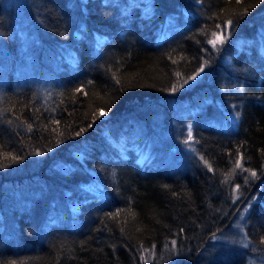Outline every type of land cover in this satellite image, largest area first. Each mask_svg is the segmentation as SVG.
<instances>
[{
  "label": "trees",
  "instance_id": "16d2710c",
  "mask_svg": "<svg viewBox=\"0 0 264 264\" xmlns=\"http://www.w3.org/2000/svg\"><path fill=\"white\" fill-rule=\"evenodd\" d=\"M255 256L264 0H0V264Z\"/></svg>",
  "mask_w": 264,
  "mask_h": 264
},
{
  "label": "rangeland",
  "instance_id": "374dc122",
  "mask_svg": "<svg viewBox=\"0 0 264 264\" xmlns=\"http://www.w3.org/2000/svg\"><path fill=\"white\" fill-rule=\"evenodd\" d=\"M246 214L247 210H241L237 215L236 219L233 221V224L229 231L215 238L213 245L214 246H239L240 248H245L250 245L247 232H246ZM248 264H264V257H251L248 260Z\"/></svg>",
  "mask_w": 264,
  "mask_h": 264
},
{
  "label": "snow or ice",
  "instance_id": "6c2138e0",
  "mask_svg": "<svg viewBox=\"0 0 264 264\" xmlns=\"http://www.w3.org/2000/svg\"><path fill=\"white\" fill-rule=\"evenodd\" d=\"M245 11H246V10H245ZM228 23H229V24H231V21L229 20V21H228ZM212 35H213V36H215V35H216V33H213ZM209 42H210V43H213V41H212V40H209ZM202 70H203V69H201V71H202ZM192 78H193V79H195V77H192ZM99 111H100L101 113H103V112H104V110H103V109H100ZM81 131H83V129H81ZM77 134H79V133H77ZM245 171H247V169H245ZM251 175H252V176H255V175H256V173H255V172H252V173H251ZM173 243H174V242H173Z\"/></svg>",
  "mask_w": 264,
  "mask_h": 264
}]
</instances>
